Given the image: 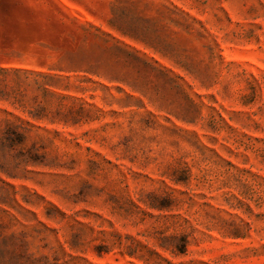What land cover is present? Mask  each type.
I'll return each instance as SVG.
<instances>
[{"label":"rangeland","instance_id":"rangeland-1","mask_svg":"<svg viewBox=\"0 0 264 264\" xmlns=\"http://www.w3.org/2000/svg\"><path fill=\"white\" fill-rule=\"evenodd\" d=\"M4 264H264V0H0Z\"/></svg>","mask_w":264,"mask_h":264},{"label":"trees","instance_id":"trees-1","mask_svg":"<svg viewBox=\"0 0 264 264\" xmlns=\"http://www.w3.org/2000/svg\"><path fill=\"white\" fill-rule=\"evenodd\" d=\"M5 240L0 242V264H4V260L7 256H10V250L5 246Z\"/></svg>","mask_w":264,"mask_h":264}]
</instances>
